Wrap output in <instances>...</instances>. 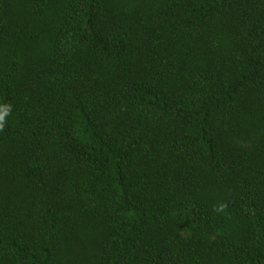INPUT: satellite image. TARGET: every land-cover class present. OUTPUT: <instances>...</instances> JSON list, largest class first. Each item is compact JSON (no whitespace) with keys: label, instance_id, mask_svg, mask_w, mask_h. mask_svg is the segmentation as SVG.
Listing matches in <instances>:
<instances>
[{"label":"trees","instance_id":"obj_1","mask_svg":"<svg viewBox=\"0 0 264 264\" xmlns=\"http://www.w3.org/2000/svg\"><path fill=\"white\" fill-rule=\"evenodd\" d=\"M0 104V264H264V0H0Z\"/></svg>","mask_w":264,"mask_h":264},{"label":"clouds","instance_id":"obj_2","mask_svg":"<svg viewBox=\"0 0 264 264\" xmlns=\"http://www.w3.org/2000/svg\"><path fill=\"white\" fill-rule=\"evenodd\" d=\"M10 108L11 106L8 104H0V128L3 127L4 122H5V117L8 116L9 112H10ZM224 204L221 203L218 207H217V211H222L224 208Z\"/></svg>","mask_w":264,"mask_h":264}]
</instances>
